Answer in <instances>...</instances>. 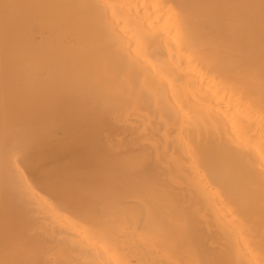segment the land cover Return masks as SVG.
Listing matches in <instances>:
<instances>
[{
	"label": "bare ground",
	"instance_id": "obj_1",
	"mask_svg": "<svg viewBox=\"0 0 264 264\" xmlns=\"http://www.w3.org/2000/svg\"><path fill=\"white\" fill-rule=\"evenodd\" d=\"M0 264H264V0H0Z\"/></svg>",
	"mask_w": 264,
	"mask_h": 264
}]
</instances>
